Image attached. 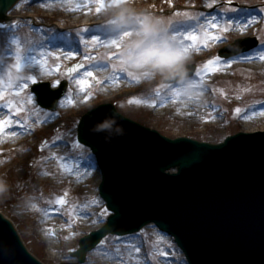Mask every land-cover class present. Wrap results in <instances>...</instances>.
<instances>
[{"label":"rangeland","instance_id":"374dc122","mask_svg":"<svg viewBox=\"0 0 264 264\" xmlns=\"http://www.w3.org/2000/svg\"><path fill=\"white\" fill-rule=\"evenodd\" d=\"M71 1L51 0L48 5H45L40 2L30 3L29 0H21L11 11L13 23L19 24L17 34L25 44L31 41L35 42L37 48H59L64 54L73 50L80 51V55L71 58L64 54L49 56L48 64L52 70L37 68L36 81H28V97L25 96L23 100H19L26 111L16 116L9 110L10 114L15 117L14 119L24 121L29 127L35 120L37 124L31 132L34 139L28 140L27 144L17 142V138L25 133V130L17 126L15 130L18 133L17 136H0V211L14 222L27 248L44 264H78L76 259L71 258V253L79 247L80 239L91 231L100 229L111 214L99 193L101 173L91 150L82 144L77 147L65 146L78 140L79 121L89 110L110 103L126 117L155 129L164 136L189 137L209 143H220L228 136L239 132L264 131V120H261L260 116L255 118V115L254 118L249 119L242 116L264 105V61L259 59L257 62L260 68L257 70L247 69L249 63L247 60H237L231 66L221 67L218 71L208 73L203 77L207 90L203 92L199 100L200 113L195 115L192 121L180 115L174 117L170 113L173 100L165 103L167 110L164 114L155 113L154 106L151 104L133 101V97L142 101L152 98L161 100L156 96V89L164 82L158 76L142 77L139 81H135L125 72H119L117 73L119 82L116 84L110 82L98 84L93 77H89L92 85L88 92H82L81 97L75 98L72 93L73 88H76L78 85L76 80L83 75L85 70L98 72L96 76L101 79L109 76L112 71L110 69L104 72L91 68L88 62L83 60L84 52L87 51L95 57L97 53L119 52V49L106 46L105 48L109 51L98 52L100 45H97L95 49L85 50L84 45L80 43V36L90 37L93 34L101 37L107 36V23L114 19L113 8H105L97 13L95 9L98 4L94 2L88 5L92 11H88L87 7L78 9L92 16L89 17L90 22L99 17L103 18L105 21L100 25H81L83 20L61 21L60 18L64 12L74 8L76 4H87V0H77L79 2L76 4ZM207 3L208 0H126L124 5L136 14L134 17L138 16L142 19L149 16L161 19L165 25L171 23L170 34L171 31L185 30L194 24L192 21H185L182 15L185 11L193 14L204 13L201 22L205 18L217 17L219 19L225 15L239 17L242 14L251 13L257 17V21L250 25L245 33H240L235 27L226 33L228 37L226 43L211 41L208 47L201 46L198 52L193 50L189 63L196 64L197 70L209 59L217 56L220 49L240 38L257 37L260 44L256 50L264 48V43H262L264 41V0H232L230 7L239 11L227 13L223 11V8L228 6L227 0H216V4L210 8V11ZM153 11L165 12L157 14ZM150 12L151 14H147ZM176 12H180L181 16H176ZM57 22L63 24L66 30L61 32L54 25ZM139 26V24L134 25V27ZM85 27L92 31L81 32ZM2 31L0 29V32ZM7 43V37L0 36V75L6 71L7 65L15 62L14 58L7 54L9 51ZM112 62L118 63L115 59ZM74 63H83L84 70L68 78L70 82L68 92L60 100L57 110L51 112L41 108L35 95L30 91L31 86L34 83L50 81L52 87L57 88L60 82L67 78L66 69ZM56 64L61 66L59 72L54 70ZM13 74L15 75V70ZM20 74L25 77L29 76L24 70ZM40 74L44 76L39 77ZM57 81L59 84L56 83ZM77 87L80 89L79 85ZM221 88L228 93L227 96L220 92ZM164 91L167 94V90ZM88 93L92 95L85 102L84 96ZM31 98H35V106L27 109L25 103L32 102ZM70 100H75L76 103L72 104ZM237 107L241 108L240 114L235 112ZM32 110H35L36 114ZM81 110L83 111L79 112ZM7 111L6 108L0 109V113L3 114ZM214 114L218 115L214 116ZM48 121L53 122V128L50 131L44 128V123ZM45 141L48 143L45 144ZM52 146L54 149H51ZM53 154L68 159L64 163L69 166L74 165L75 170L80 173L79 177L65 172L61 167L62 174L57 172V167L61 163ZM47 158L53 159V165L50 168L45 165ZM85 172L87 175H84ZM65 192L68 193L66 197L68 204L61 207L52 203ZM33 205H38V207H33ZM53 207L59 209L57 215L45 216L42 210H50ZM73 209L79 214V219L73 215ZM66 225L68 227H65ZM53 229L56 232L55 236L51 235ZM116 237L105 238L106 245L100 244L96 250L89 253L86 264H119L118 259L109 258L98 249L107 247L114 250L120 247L122 251L127 252L126 245L129 240L141 247V252L134 254L138 258V264H189L174 238L162 233L154 225H148L138 233L122 237L123 242L117 241ZM165 251L169 253L167 257L162 255ZM130 264H137V259H132Z\"/></svg>","mask_w":264,"mask_h":264},{"label":"water","instance_id":"95a60500","mask_svg":"<svg viewBox=\"0 0 264 264\" xmlns=\"http://www.w3.org/2000/svg\"><path fill=\"white\" fill-rule=\"evenodd\" d=\"M18 2L0 0V20H7ZM257 45L256 39L238 40L219 55L228 58ZM188 69L191 77L196 67ZM67 86L64 81L51 90L49 83L38 84L33 91L42 107L55 111ZM79 140L99 157L101 195L114 212L105 226L80 241L72 253L79 263L108 234L155 222L176 236L193 264H264V134H240L220 145L170 140L104 104L83 117ZM171 168L179 173L167 174ZM0 264H43L2 213Z\"/></svg>","mask_w":264,"mask_h":264},{"label":"snow or ice","instance_id":"6c2138e0","mask_svg":"<svg viewBox=\"0 0 264 264\" xmlns=\"http://www.w3.org/2000/svg\"><path fill=\"white\" fill-rule=\"evenodd\" d=\"M37 2L48 5L51 0H37ZM97 3L98 7H96L95 11L97 13L101 12L105 8H115L120 7L125 4L126 0H87V4H76L74 8L70 10L75 11L80 9L81 7H87L88 11H92L91 5L92 3ZM232 0H227L228 6L223 8L225 13L232 11H239L238 9L231 8L230 5ZM216 4V0H208L207 7L213 8ZM11 6V5H10ZM176 16H181L180 12L175 13ZM185 21H192L194 24H191L185 30H175L171 31L172 24L168 23L164 24V21H161L165 25L163 30V35L156 34L154 38L157 39H168L172 44L178 45L179 48L183 52H192L200 51V47H208L211 41L215 42H224L226 43L228 37L225 35L230 32L234 27L239 30L240 33H245L250 25L257 21V17L252 15L251 13L242 14L239 17H228L222 16L219 19L217 17L205 18L203 22H201V17L204 16V13L193 14L192 12L185 11L183 14ZM144 18H136L129 17L127 15L122 16L121 18H114L108 21L107 23V36L106 38H102L100 35H91L90 37H85L83 35L80 36V43L84 45L85 50L88 48L95 49L97 45L102 46H114L116 49H119V52H107L106 54L97 53L96 56L90 55L87 51L84 52L83 60L88 62L91 68L98 69L99 71L108 72L110 69L112 70L110 75L101 79L96 76V71L94 70H85L83 75H80L76 82L80 86L82 92H88V89L92 85V80L88 79L89 77H93L95 82L98 84H104L105 82H110L113 84L118 83L117 73L125 72L129 78L135 81H139L142 77L130 70L128 66V59L126 56V51L128 53L134 52V47L130 46L125 51L124 41L129 40L134 35V25L139 24L143 25ZM19 28V24L14 22L13 24H0V29L3 31L0 32V36L7 37V48L8 55L14 58V63L7 65L6 71L2 75H0V109H8L11 113H15L16 116H19L23 111H26L21 104L22 102L17 101L15 99H8L10 95L19 96L22 92L28 89V81L35 82L37 77L35 75H29L27 77L22 76L20 73L29 66H39L44 68L45 70L51 71L48 64V57L57 56L56 52L49 53L47 47L37 48L35 42H29L25 44L22 38L17 34ZM92 29L85 27L81 30L83 33H89ZM42 32V30H41ZM153 37L144 38V42L147 43L149 39ZM264 43V41H262ZM14 46V47H13ZM62 51V50H61ZM39 52V55H37ZM68 57H75L80 55L79 50H73L66 54ZM59 58V57H57ZM113 59L117 60L118 63L112 62ZM259 59L260 61H264V48L259 50L245 53V52H237L235 55L225 58L222 60L220 55L214 56L209 59L206 64H203L198 70H196L187 83L173 80L172 83L162 84L159 88L156 89V96L160 97L162 103H167L168 100L178 101L183 98L186 102H199L200 97L203 95V92L207 90L203 83V77H205L208 73L218 71L221 67L231 66L237 60H253ZM60 65L56 64L54 66V70L56 72L60 71ZM84 68V64L78 63L74 67H71L67 70L68 74H78L79 70ZM15 70V75L13 74ZM59 84V81L56 82ZM167 90V94H165L164 90ZM247 90V89H246ZM215 91V89H213ZM220 92L224 93L225 96L228 95L227 92L224 91L223 88L220 89ZM91 93H88L84 96L85 102L91 98ZM133 101L135 103H148L152 106H156L158 101L155 98L149 99L147 101H142L133 97ZM133 101H129L130 103ZM34 102V100H33ZM72 104H75V100H70ZM214 107V105H213ZM237 114L241 113V108L237 107L235 109ZM261 112H264V109H261ZM252 116L256 115V112L253 111L251 113ZM206 118H214V117H206ZM245 119H249L250 117L245 114ZM15 125L25 131L29 130V125H27L24 121L20 119H14L13 115L7 114L3 118H0V136H9L15 137L18 133L15 130H12V126ZM84 125L81 126V129ZM81 135V139H82ZM45 144L48 142L45 141ZM80 145V140H74L71 145H65L66 147H77ZM43 148V145L41 146ZM55 158L61 161V168L74 176L79 177L80 173L75 170L74 165L69 166L64 163L65 157H58L56 154H53ZM44 159V157H42ZM68 193L65 192L63 195L58 196L54 202L55 205L64 206L68 204V200L66 199ZM33 207H38V205H33ZM59 209L53 207L50 210H42L44 211L45 216L49 215V211H58ZM73 215L79 219V214L75 212L73 209ZM65 227H68L66 225ZM51 235L55 236V230H51ZM74 235V234H73ZM117 241L123 242L122 237H116ZM163 239V237H160ZM102 245H106V241H100ZM127 252L122 251L120 247H116L113 249H108L104 247L103 249H98V251H102L109 258L118 259L119 264H130L132 259L138 258L134 256V254H139L141 252V247L132 240L127 241ZM95 248V245L92 246ZM162 255L167 257L169 255L168 252H163ZM86 264V262H85Z\"/></svg>","mask_w":264,"mask_h":264},{"label":"clouds","instance_id":"9594fccd","mask_svg":"<svg viewBox=\"0 0 264 264\" xmlns=\"http://www.w3.org/2000/svg\"><path fill=\"white\" fill-rule=\"evenodd\" d=\"M114 18L124 15L134 17L136 14L127 6L122 5L112 9ZM136 18H139L138 16ZM165 25L159 18L144 17L143 25L134 27V35L124 41L125 51L134 47L133 53L126 51L128 66L141 77H160L166 81H180L187 83L189 80L188 63L191 60L190 52H183L178 45L172 44L168 39L154 38L156 34L163 35ZM153 37L147 43L144 38ZM104 127H110L105 124Z\"/></svg>","mask_w":264,"mask_h":264},{"label":"bare ground","instance_id":"6f19581e","mask_svg":"<svg viewBox=\"0 0 264 264\" xmlns=\"http://www.w3.org/2000/svg\"><path fill=\"white\" fill-rule=\"evenodd\" d=\"M78 2L79 1H77V0H72L71 1V3H73V4L74 3L76 4ZM65 7H68V6L65 5ZM89 17H92V16L89 13L88 14H85L84 11H81V10L70 11L69 10V11L64 12V15L60 18V20L61 21H72V20L73 21H81V20H83V23L81 25H85V26H87V25H91V26L92 25H100V24H102L105 21L103 18L99 17V18H96L94 21L90 22L89 21L90 20ZM12 23H13L12 16L7 17V20L0 22V24H12ZM54 25L61 32H63V31L66 30V28H64L63 24H61L59 22L55 23ZM102 38H106V36H102ZM99 47L100 48L97 49L98 52H103L105 50L109 51L108 49L105 48L106 46L100 45ZM48 51H49V53L56 52L58 56L64 54V53L60 52L59 48H50V49H48ZM37 55H39V53H37ZM64 55H66V54H64ZM49 56L51 57V55H49ZM257 60L258 59L247 60V62H249L248 65H247V69H249V70H255V69L257 70V69H259L260 67H258ZM37 68H39V66H29V67L25 68L24 71H26L29 75H35L36 72H37L36 71ZM245 68L246 67H244V69ZM96 73H98V72H96ZM38 76L41 77V76H44V75H41L40 74ZM77 86H76V88H73V91H72V93H74L75 98H79L82 95L81 89H79ZM27 93H28V90H25L19 96L10 95L9 98L10 99H15L17 101L23 100V98H25V96L28 97ZM34 99L35 98H31V101L32 102L25 103L27 109L30 106H35V104H34L35 102H33ZM157 101H158L157 105L154 106V112L155 113H162V114L166 113V110H167L166 104L165 103H162L161 100H157ZM171 102H172V105H171V111H170V113H172V115L174 117H178L180 115V116H184L186 119L192 121L193 118L195 117V115H197V114L200 113V109H199V106H198V104L200 102H186L183 98H181L178 101H171ZM261 109H264V105L255 110V112H256L255 118H257V116H260V119L261 120H264V112H261ZM83 110H85V109H83ZM83 110H81L79 112H82ZM32 111H33L34 114H36V111L35 110H32ZM251 113L252 112H248L246 114L249 117L254 118V116H252ZM7 114H10L9 110L6 112V114L0 113V118H3ZM217 115L218 114H214V116H217ZM242 116H245V114L242 115ZM32 123H33V125L29 127V130L30 131H25V133L23 134V136H21V137L19 136L17 138V142H19L21 144L22 143L23 144H27L28 143L27 142L28 140L30 141V139H34V135L31 132L34 131L37 123L35 122V120L32 121ZM44 128H45V130L50 131L53 128V122L52 121H48V122L44 123ZM12 130H17V128H16L15 125L12 126ZM51 149H54V146H52ZM59 152H60V150H59ZM47 159H46L47 163L45 161V165L50 168L53 165V159L52 158H47ZM65 161H68V159H64L63 162H65ZM60 163H61V161H60ZM60 165L57 167V172H59V173L62 174V172L60 171L61 170V168H60L61 166ZM84 175H87V172H85ZM49 179H50V177L48 176V181H49ZM101 181H102V174H101ZM56 215H57V211H49V215L48 216H50V217L52 216L53 217V216H56Z\"/></svg>","mask_w":264,"mask_h":264}]
</instances>
